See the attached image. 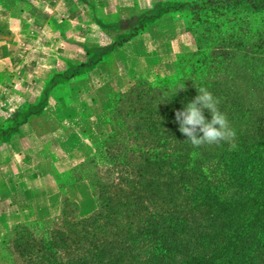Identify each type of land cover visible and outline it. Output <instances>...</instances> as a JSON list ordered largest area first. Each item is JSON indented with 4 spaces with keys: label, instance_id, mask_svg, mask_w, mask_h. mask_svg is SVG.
Listing matches in <instances>:
<instances>
[{
    "label": "trees",
    "instance_id": "trees-1",
    "mask_svg": "<svg viewBox=\"0 0 264 264\" xmlns=\"http://www.w3.org/2000/svg\"><path fill=\"white\" fill-rule=\"evenodd\" d=\"M155 4L132 38L155 22L171 44L181 25L193 43L177 50L179 71L136 77L117 92L110 133L90 154L65 168L46 165L60 193L45 207L57 205L58 216L14 225L0 240V264H264V0ZM66 74L52 79L46 96L66 90ZM196 87L219 99L237 131L235 148L185 141L175 114ZM17 120L0 136H14ZM79 181L92 189V214L82 215L72 194ZM38 203L34 213L46 209Z\"/></svg>",
    "mask_w": 264,
    "mask_h": 264
},
{
    "label": "crops",
    "instance_id": "crops-1",
    "mask_svg": "<svg viewBox=\"0 0 264 264\" xmlns=\"http://www.w3.org/2000/svg\"><path fill=\"white\" fill-rule=\"evenodd\" d=\"M154 4V0L2 4L1 27L12 38L0 44V127L17 118L18 129L11 138L0 136V236L18 219L23 202L43 203L60 193L46 168L55 161L54 152L49 145L39 147L40 142L49 140L64 155V167L73 165L109 135V110L119 90L151 68L167 74L179 71L177 53L155 22L129 39ZM123 39L128 40L118 46ZM113 45L117 46L104 57H96ZM65 73L73 75L66 90L62 94L52 90L46 96L52 79ZM45 97L39 113L23 117ZM71 191L82 214L97 209L88 181L73 183ZM51 210L33 215L46 216Z\"/></svg>",
    "mask_w": 264,
    "mask_h": 264
},
{
    "label": "clouds",
    "instance_id": "clouds-1",
    "mask_svg": "<svg viewBox=\"0 0 264 264\" xmlns=\"http://www.w3.org/2000/svg\"><path fill=\"white\" fill-rule=\"evenodd\" d=\"M184 88V83L178 84L175 95ZM165 100H168L167 97L163 101ZM219 104V99L207 87H199L197 95L182 110L176 112L179 131L194 148L221 144L236 147L233 142L237 138V131L227 114L221 111ZM205 111L210 114V119L206 118Z\"/></svg>",
    "mask_w": 264,
    "mask_h": 264
},
{
    "label": "rangeland",
    "instance_id": "rangeland-1",
    "mask_svg": "<svg viewBox=\"0 0 264 264\" xmlns=\"http://www.w3.org/2000/svg\"><path fill=\"white\" fill-rule=\"evenodd\" d=\"M12 1L13 0H0V8H1L2 4H4V3H11ZM158 1H161V0H154V3L158 2ZM157 7H158V5H157ZM157 7H156V4H154L153 6L150 7L149 10L151 12H153L154 9L157 8ZM166 20L167 19L163 20L162 22L163 23H165V22L168 23ZM1 26H3V25L0 23V31H1V33H0V44L5 43V42H8L12 38L11 32L9 30H7L6 28H2ZM121 26H123V25H121ZM169 37H170V39L172 41V43L169 44V45H171L174 48V50L176 51L177 54H178V51L177 50H182L183 49V47H180V45H183L185 43V45H187V48H190V45H192V43H193V41H191L190 35L187 32H184V30L182 29V26L181 25L180 26L178 25V27H176L173 31H171V33L168 35V38ZM131 38L132 37H130V39ZM165 40H166V38L164 39V41ZM114 46H116V45L109 46V47H106V48L102 49L101 54H97L96 57L97 58L104 57ZM148 71H155V72H158V73H160L162 75H171V74H167L166 72H164V70H162L160 68H151V69H149V70H147L145 72H148ZM144 73H142V74H144ZM68 74H70V76L72 78V76H73L72 73H68ZM68 74H66L65 76L63 75V78L64 79L67 78V76H69ZM45 145H47V146L49 145L47 148L52 149L53 152L55 153V160L57 161L56 162V165H59L60 167L65 168L64 167V164H63V159H62L61 156H59V152L56 149V147H54L53 144L49 140H47V143L46 144H44L43 142L42 143L40 142L39 147H44ZM90 153H91V150H90V148H88V150L86 151V154L85 155H88ZM38 205H39V209L46 206L45 202H43V203L42 202H39ZM32 206L30 207V205L28 203H26V202H23L21 204L20 216L14 222V224L12 225V227L14 225H16V224L28 222V221L34 220V219L44 220V219H47V218H54L55 215H57L56 213H58V212H56L57 211L56 210L57 209L56 208L57 205H55V208H52V210L46 216L36 217V216L33 215V209H31ZM94 212H92V213H94ZM92 213H88V214H82L81 213V214L82 215H89V214H92ZM12 227L10 228V230H8L7 232H5L4 234H2L0 236V240L11 231Z\"/></svg>",
    "mask_w": 264,
    "mask_h": 264
}]
</instances>
